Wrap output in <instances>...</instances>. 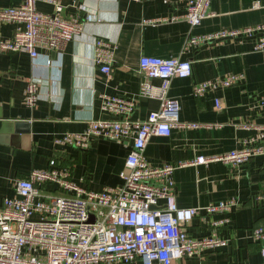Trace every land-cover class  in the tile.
I'll use <instances>...</instances> for the list:
<instances>
[{
	"label": "crops",
	"instance_id": "obj_1",
	"mask_svg": "<svg viewBox=\"0 0 264 264\" xmlns=\"http://www.w3.org/2000/svg\"><path fill=\"white\" fill-rule=\"evenodd\" d=\"M60 1L62 14L78 13L84 24L59 50L38 47V54L32 57L25 50L0 49V200L14 194L15 179L25 177L32 168L47 167L51 158L57 166H68L70 179L86 188L121 185L119 172L131 140L92 136L80 146L56 138L67 131L85 130L90 118L116 117L100 109L102 93L135 96L132 118H145L156 109L157 99L138 97L145 78L139 67L142 54L189 59L191 74L173 76L168 93L179 100L180 122L197 125L176 124L169 135L151 134L143 154L152 165L175 166L172 176L178 206H203L228 198L236 203L228 212L201 209L184 222L192 237H202L211 234L214 219H228L216 228L226 241L224 246L206 248L201 256L186 257L182 263H264L260 244L251 237L254 227L264 225V198L259 195L264 187V151L239 165L213 158L256 137L259 126H264V105L258 104L264 97V49L253 48L255 36L186 44L192 35L264 22V0H211L210 14L196 25L181 16L186 0ZM21 2L0 0V6ZM79 5L85 9L79 11ZM36 7L44 12L54 10L47 0H37ZM85 10L91 11L93 18L86 20ZM18 25L1 20L0 39L10 38ZM97 37L115 46L109 76L93 58ZM230 71L242 72L244 79L203 95L193 94L195 82ZM32 76L39 77L43 85L38 88L39 98L29 106L24 90ZM152 81L159 82L157 78ZM255 144L264 145V137ZM198 154L213 159L194 162ZM45 193L62 192L53 183L46 185Z\"/></svg>",
	"mask_w": 264,
	"mask_h": 264
},
{
	"label": "built area",
	"instance_id": "obj_2",
	"mask_svg": "<svg viewBox=\"0 0 264 264\" xmlns=\"http://www.w3.org/2000/svg\"><path fill=\"white\" fill-rule=\"evenodd\" d=\"M54 4L52 12L40 11L37 0H22L18 5L0 6V21H16L13 35L0 39V49L28 51L32 57L38 47L59 50L64 42L83 28L80 14H62L60 0H47ZM211 0H186L181 14L190 24H199L210 14ZM258 2L255 1L254 5ZM79 11L84 5L78 6ZM84 18H93L85 10ZM255 36L253 48L264 49V22L237 28L192 35L186 44L198 45L219 38L232 39ZM114 44L104 38L94 40L93 58L99 69L109 76L112 70ZM51 59L47 58L46 63ZM139 67L145 75L140 83L138 97L159 101L145 118H132L136 106L135 96L118 93L100 94L99 107L116 117L90 118L81 132H64L57 142L86 145L92 136L116 140H131V148L119 175L122 184L93 190L70 179L68 166H57L55 158L45 168H32L25 177L14 180V194L0 200V264H187L186 257H199L206 248L224 246L216 231L227 217L214 219L208 236L192 237L184 226L201 209L207 213L228 212L236 203L234 198L219 200L203 206L180 207L174 200V165L150 164L143 150L151 134L169 135L180 122L179 100L168 93L173 76H189V59L142 54ZM157 78L159 82L152 81ZM242 72L225 74L200 80L192 87L194 95L223 88L242 81ZM43 81L32 76L24 90L26 104L33 106L39 98L38 88ZM258 104L264 105V97ZM220 107V100L215 98ZM264 137V126H259L256 137L244 140L239 147L213 157L232 165H239L253 155L264 151V145L255 144ZM196 155L194 162L210 159ZM56 183L62 193H45L47 184ZM264 198V187L259 193ZM163 199V203L159 200ZM251 237L260 244L264 258V225L256 226ZM264 264V263H256Z\"/></svg>",
	"mask_w": 264,
	"mask_h": 264
},
{
	"label": "water",
	"instance_id": "obj_3",
	"mask_svg": "<svg viewBox=\"0 0 264 264\" xmlns=\"http://www.w3.org/2000/svg\"><path fill=\"white\" fill-rule=\"evenodd\" d=\"M107 117H113V116L107 115Z\"/></svg>",
	"mask_w": 264,
	"mask_h": 264
}]
</instances>
